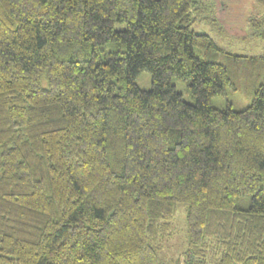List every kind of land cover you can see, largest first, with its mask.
Listing matches in <instances>:
<instances>
[{"label": "trees", "instance_id": "trees-1", "mask_svg": "<svg viewBox=\"0 0 264 264\" xmlns=\"http://www.w3.org/2000/svg\"><path fill=\"white\" fill-rule=\"evenodd\" d=\"M217 17L212 0H0V264H264V74L246 108L211 105L244 58L194 32ZM247 28L264 40V12Z\"/></svg>", "mask_w": 264, "mask_h": 264}, {"label": "rangeland", "instance_id": "rangeland-1", "mask_svg": "<svg viewBox=\"0 0 264 264\" xmlns=\"http://www.w3.org/2000/svg\"><path fill=\"white\" fill-rule=\"evenodd\" d=\"M212 1L217 9V21L223 27V31L216 30L211 22L200 21L193 26L194 32L211 38L221 53L244 58L231 59L228 69L233 85L222 95L212 98L211 105L218 109L229 107L239 111L249 106L253 89L258 86L264 74V40L251 36L247 28L248 19L256 13H263L264 9L258 6L255 0ZM123 28V24L115 26V29ZM115 49L114 45H108L104 48V53H110ZM134 83L139 89L148 91L151 88V76L147 71H142L135 77ZM172 84L182 94L186 103L194 104L195 100L189 94L186 82L172 78ZM167 227L171 236L163 245V254L168 259H175L186 246L183 206L176 207L174 217Z\"/></svg>", "mask_w": 264, "mask_h": 264}]
</instances>
